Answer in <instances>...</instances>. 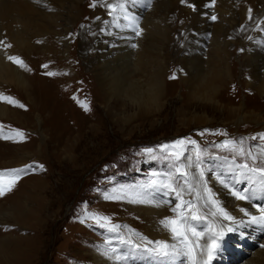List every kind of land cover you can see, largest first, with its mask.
Here are the masks:
<instances>
[{
  "label": "rangeland",
  "instance_id": "obj_1",
  "mask_svg": "<svg viewBox=\"0 0 264 264\" xmlns=\"http://www.w3.org/2000/svg\"><path fill=\"white\" fill-rule=\"evenodd\" d=\"M5 1L0 0V8ZM93 2L94 0L85 3L83 0V11L94 14L96 7H90ZM164 2L165 0H153V5L161 8ZM58 12V8L53 9L52 15L40 21L33 33L30 28L27 29V41L21 45L10 42L0 14V57L2 54L16 57L17 61L22 63H12L22 71L30 65V61L36 60L37 70L30 69L38 73L35 80L32 73L30 74L33 79L30 81L34 86L31 94L36 98L37 104L48 105L47 112L54 108V111H57L54 106L58 105L56 102L52 105L53 92L50 86L51 81L60 74L55 70L58 59L56 56H47L61 46V27H55L52 23L54 14ZM71 32L72 25L70 35ZM74 40L73 38L70 41L71 45ZM210 40L209 38V42ZM80 44L84 47L80 45L73 57L77 61V71L74 69L73 72L75 75L77 72L88 75V83L92 84L90 93L94 98L87 97V103H84L82 99L78 100L79 90L69 89L71 93L67 104L60 106L65 112L61 117H2L0 113V153L5 158H0V173L31 163L44 166L43 170L22 176L11 186V191L5 189L6 194L0 196V264H94L90 252L101 245L109 254H112L113 250L118 253L117 243L121 242L120 238H131L133 241L138 239L146 243L161 241L164 228L160 221L166 216H176V213L171 211V205L132 204L127 201L104 199L105 193L110 192L113 186L146 185L172 169L173 165L163 158L150 160L143 153L145 148H153V154L160 157L161 145L171 146L172 142L181 138L196 140L198 147L190 153L193 167H186L183 161L180 162L181 167H186L189 180L191 170L196 167L197 152L201 154L198 163L204 168L206 162L213 157L231 159L237 162V165L264 167V140L258 138V134L264 133V117H244V120L239 116L227 117V105L216 103L220 90L217 87L219 81L221 77L226 79V75L222 76L221 67H211L205 73L209 76L207 86L190 90L180 77L184 76V73L180 72L176 57L171 58L170 70L165 71L166 73L159 71L160 65L150 58L141 68V72L128 69L129 75L125 84L121 85L122 88L107 94L100 89V83L94 75L93 58L87 46L89 42ZM52 45L54 47L51 51ZM100 45L102 41L99 42ZM210 46L211 42L207 43L208 49L205 53L210 54ZM234 59L239 60V57L234 56ZM260 60L262 61H259L261 68L258 85H263L264 58ZM43 65L47 67H42ZM48 72L53 75H47ZM174 74L176 78L170 79ZM155 76L158 77V82L159 78L161 79L162 93L156 99L153 97ZM38 80L44 83L46 81L51 88H45L44 92L38 90ZM6 86L7 82L0 71V108L4 107L2 97L7 96L10 89ZM10 91L13 92L12 89ZM248 91H241V103L244 102L245 95H250ZM18 92L23 98L22 93ZM257 98L252 95L250 100L246 99L249 103L246 108L258 106L263 113L264 103L259 102ZM226 99L227 96L222 98L225 101ZM83 103L87 105V111L81 107ZM59 104L63 105L60 102ZM86 115L92 117H85ZM16 119L19 123L15 122ZM205 129L210 131L205 132L203 136L198 134ZM216 130L224 135L213 134ZM16 131L23 132L24 139L16 137L19 150L14 159L8 162L11 159L9 151L14 147L3 135ZM253 136H257V139L252 140ZM241 137L246 138L243 144L245 153H248L249 147L252 146L251 155L256 157L255 160L248 155L234 156L226 150L212 146L225 139L239 140ZM257 144L260 147H254ZM2 151H5V154H2ZM9 180L10 177L5 175L0 184H7ZM189 198L193 199L185 195V199ZM162 199L164 197L157 194V201ZM200 214L206 216V219L200 220V223L189 221L190 226L204 231L212 225L218 230L223 220L221 217L209 215L208 209L204 208ZM91 216L108 217L110 226H121L118 230L121 236L115 240L114 232L99 227L95 220L89 218ZM235 233L226 231L219 237V247L210 264L249 263L255 254L264 250L260 246L264 243L263 232L259 233L251 228L249 232L243 231L241 236ZM188 235L195 241L196 238L192 237L191 233ZM207 236L208 233H205L201 244L206 243ZM182 250L184 251L183 247ZM197 251L199 253V250ZM120 257L121 261L124 256ZM164 257L160 260L162 264H185L183 258ZM202 258L206 257L198 255V259ZM130 264L139 262L134 260Z\"/></svg>",
  "mask_w": 264,
  "mask_h": 264
},
{
  "label": "bare ground",
  "instance_id": "obj_2",
  "mask_svg": "<svg viewBox=\"0 0 264 264\" xmlns=\"http://www.w3.org/2000/svg\"><path fill=\"white\" fill-rule=\"evenodd\" d=\"M84 1L86 3L92 0ZM108 2L114 3L119 2V0H108ZM122 2L123 8H118L110 16L100 6L96 7L94 14H87L82 9L83 0H38V2L37 0H6L0 8V14L11 43L17 45L26 43L25 33L27 29L30 28L31 33H33L36 25L49 15L51 16L53 9L57 10L58 8L59 12L54 14L52 23L55 27H61V41L59 40L61 46L59 45L52 51L54 47L52 45V52L47 55L48 57L56 56L58 59L55 70L60 74H57V77L50 83L53 92L52 105H54V102H56V105L58 104L54 106L57 107V111H54V108L52 111L47 112L48 105L46 103H43V105L42 103L37 104L36 98L32 97L31 93L34 86L30 81L32 79L30 74L32 73L35 80L38 74L34 71L37 70L35 67L36 60L30 61V65L22 71L20 67H16L8 59L10 55L2 54V57H0V71L5 82H7L6 87L10 88L9 91L6 90L9 93H7V96H12L15 101V103L10 104L3 99L4 107L0 108L2 117L64 116V108L60 106L67 104V98L71 93L69 89L71 88L74 91L79 90L78 98L80 99H77H82L84 103L87 101V97H93L91 94L92 84L88 83V75L85 76L81 72H77L75 75L73 72L74 69L77 71V61L73 57L78 47L82 45L80 43L85 41L89 42L87 46L88 52L93 58L92 69L94 75L100 83V89L107 94L122 88L121 85L125 84L129 75L127 73L128 69L141 72V68L152 58L154 62L160 65L159 71L168 72L171 58L176 57L180 72L184 73V76L180 77L190 90L202 89L207 86L209 76H206L205 73L211 67H221L222 76L226 75V79L221 77L219 81L217 87L220 90L216 103L227 105V117L239 116L241 120H244V117H264V111L262 110L263 113H261L260 107L246 108L249 104L247 101L250 100L249 98L252 95L258 97L259 102L264 103V84L258 85L261 68L259 61L264 58V0H215L214 6L210 5V0H189L194 8L189 7L187 2L181 4L180 0H165L161 8L154 6L153 0H122ZM65 3L69 5L66 6ZM249 10L253 13L251 18H249ZM212 15H215L217 19L212 20ZM96 17H100V19H96ZM124 17H128V19H124ZM133 19L143 29L138 37L128 27L129 20ZM71 25L72 32L70 35ZM73 38L75 40L71 45L70 41ZM209 38L211 39V46L210 54H207L205 52L208 49L207 43H210ZM101 41L102 45L99 46ZM68 44L70 46H67ZM132 44H135L136 47H132ZM82 47L84 46L82 45ZM235 53L237 55H234ZM234 56H238L239 60H235ZM54 58L51 57V59ZM30 69L34 70L31 71ZM160 81L161 79L159 78L158 82V77H156L153 94L155 99L162 94L160 93ZM37 85L39 86L38 90L43 92L45 88L49 87L46 81L45 83L39 81ZM11 89L13 92L10 91ZM245 89L249 90L250 95H245L244 102L241 103L240 99H243L240 98L241 91ZM18 91L22 93L23 98L19 96ZM223 95L227 96L226 101L222 100ZM246 99L248 100L246 101ZM59 102L63 105H60ZM20 105H23V107H20ZM85 117H92V115H86ZM15 122L19 123V120L16 119ZM10 142L14 148L9 151L11 152V159L8 162H11L12 158L14 159L19 150L17 148L19 146L18 138L15 137ZM5 151H2V154H5ZM0 158H3L1 153ZM262 161L264 166V159ZM198 170L205 172L208 186L212 188L221 205L225 206L230 214L237 218V221H244L242 224H233L222 220L218 226V233L236 232L241 236L243 231L249 232L251 228L259 233H264V225L249 223L250 217H245L243 213L239 212V207H244L251 215H259L257 206L264 205V183H262L264 177L255 172H246L243 165H237L234 160H224L216 157L209 159L205 168L202 165L199 169L193 168L190 179ZM218 174L226 177L230 184H235L236 180L239 179L240 183L236 186L238 188L247 187L251 190L250 195L253 197L251 203L235 200L229 194V190L215 179ZM171 198L168 197V199ZM157 205L163 206L162 204ZM196 223L200 222L196 221ZM229 227L233 231H228ZM120 236L119 232L113 233L115 240ZM160 240L169 242L168 258H183L185 264H189L187 257L183 255V246L179 240L172 238L167 229L162 231ZM114 242L117 243L118 241ZM133 242L143 246L135 248L123 242L117 243L118 253H115V255L124 256L119 264H130L134 260L138 261L139 264H162L160 260L164 256L165 259L167 258L159 250L153 251V249H158L156 244L141 242L138 239ZM107 252L101 245L99 248H95L90 252L92 262L94 264H117V261L113 258L114 254ZM177 252L181 254L177 255ZM154 255H157V257H154ZM254 263L264 264V250L255 254L251 262L242 264Z\"/></svg>",
  "mask_w": 264,
  "mask_h": 264
},
{
  "label": "snow or ice",
  "instance_id": "obj_3",
  "mask_svg": "<svg viewBox=\"0 0 264 264\" xmlns=\"http://www.w3.org/2000/svg\"><path fill=\"white\" fill-rule=\"evenodd\" d=\"M38 2V0H37ZM181 4H185L187 2L189 7H193L194 5L189 2V0H180ZM215 0H210V5L214 6ZM100 6L104 8L108 15L114 14L117 9L123 8L122 0L119 2H108V0H94V2L90 5V7ZM251 13V10H249ZM251 18V16L249 17ZM96 19H100V17H96ZM124 19H128V17H124ZM212 20H216L217 17L215 15L211 16ZM128 27H130L135 36H140L143 29L140 28L139 23L136 20H129ZM251 39V37H249ZM11 47V45H8ZM132 47H136L135 44H132ZM9 60L13 62L17 61V58L14 56H9ZM42 67H47V65H43ZM47 75L51 76L53 73L48 72ZM170 79H175V74L169 77ZM8 103H15V101L8 96L2 97ZM23 107V105H20ZM81 107L84 108L85 111L88 110L86 104H81ZM210 130L205 129L200 131L198 134L203 136L205 132H209ZM213 134L224 135V133L216 130ZM15 137H19L20 140L24 139V133L21 131H16L15 133L3 135V138L6 140L15 139ZM258 138L260 140H264V133L258 134ZM252 140H256L257 136H253ZM246 138L241 137L239 140L235 138H229L220 141L219 143H214L212 146L221 150H226L233 154L234 156H245L248 155L251 159L255 160L256 157L251 155V147H249L248 153H245L243 148V144ZM198 147V142L194 139L181 138L171 143V146L168 144L160 146L161 156L158 157L154 155L153 148H145L143 153L150 160H156L158 158H163L166 162L171 163L173 165L172 169L162 175H159L158 178L152 179L146 185H140L136 187L132 186H113L110 192H106L104 195L105 200L109 201H127L132 204H168L171 205V211L176 213L175 217H165L160 223L164 229H167L173 239L179 240L180 244L183 246V255L187 257L189 264H210V261L213 259L214 253L217 251L218 239L223 235L222 232L218 233L214 226L210 225L204 231H198L195 227L189 225V221H200L206 219V216L201 215V209H208V214L213 217H221L224 221L235 223H244V221H237V218L230 214V212L226 209L225 206H222L220 201L215 198V194L211 187L208 186L207 179L205 177V172L202 170H198L192 176V179L189 180V174L186 170V167H193L192 156L190 153ZM254 147H260L259 144ZM200 152L196 154V168L199 169L200 165L198 163L200 159ZM183 161L186 167H181L180 162ZM44 166L31 163L24 165L20 168L15 169H7L3 173H0V180L3 179L5 175L10 177V180L7 184H0V196H4L6 194L5 189L11 191V186L16 183L18 179L22 176L28 175L30 173H35L37 171L43 170ZM243 168L246 172H255L264 177V167H250L247 164L243 165ZM215 179L226 189L229 190V194L235 198L237 201H246L251 203L253 197L250 195V189L238 188L236 184L240 183V180L237 179L235 184H230L227 181V178L222 174H218ZM264 183V180H262ZM157 194L162 195L165 199L157 201ZM185 195H189L193 197V199H185ZM168 197H172L168 199ZM202 201V204H201ZM259 215H251L249 211L244 207H239V212L243 213L245 217H250L249 223L264 225V205L257 206ZM90 219L96 221L97 225L103 229H106L111 232H118L120 225H111L109 218L106 216H91ZM228 231H233L231 227L228 228ZM188 233H191L192 237H195V241L189 238ZM205 233H208L207 241L204 244H201L200 241L204 239ZM139 235V234H135ZM121 242L128 244L130 247L141 248L143 245L134 244L131 238L124 240L120 238ZM140 239H145L140 237ZM149 244H156L158 249H153V251L159 250L163 255H168V249L170 247L168 241H147ZM264 247V245H261ZM199 250V253L198 251ZM114 259L119 264L121 257L119 255H115V250H113ZM181 254L177 252V255ZM198 255L200 257H206L202 259H198Z\"/></svg>",
  "mask_w": 264,
  "mask_h": 264
}]
</instances>
